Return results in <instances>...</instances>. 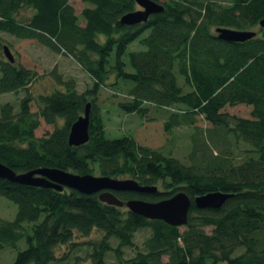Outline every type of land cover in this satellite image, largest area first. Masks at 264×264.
<instances>
[{"label": "trees", "instance_id": "16d2710c", "mask_svg": "<svg viewBox=\"0 0 264 264\" xmlns=\"http://www.w3.org/2000/svg\"><path fill=\"white\" fill-rule=\"evenodd\" d=\"M79 1L86 5L79 13L82 23L69 0H0V33L69 58L90 82L79 91L74 79L55 75V86L34 97V70L0 56V94L18 95L15 104H0V163L16 173L48 167L160 184L152 193L113 191L122 201H156L180 190L190 199L212 191L230 196L218 208L191 203L180 230L107 205L94 193L0 178V196L16 206L11 220L0 218V251H15L7 264H75L80 259L68 261V252L78 250L88 264H264V29L258 27L264 0H153L163 10L132 26L119 18L137 8L133 0ZM217 27L257 32L225 42L216 37ZM134 40L140 48L127 50ZM101 90L123 114L143 119L150 108L163 111L167 133L201 116L248 148L235 162L227 143L223 149L215 145L214 153L208 149V139L214 140L209 134L199 148L192 145L190 162L183 164L129 135L107 138L97 105ZM86 103L88 139L70 146L69 126ZM236 104L248 106L249 117L223 111ZM39 120L51 129L35 136ZM139 229L149 235L125 258L123 249H133ZM93 230L98 238L75 241Z\"/></svg>", "mask_w": 264, "mask_h": 264}, {"label": "rangeland", "instance_id": "374dc122", "mask_svg": "<svg viewBox=\"0 0 264 264\" xmlns=\"http://www.w3.org/2000/svg\"><path fill=\"white\" fill-rule=\"evenodd\" d=\"M69 4L72 6L74 13L78 16L79 21L80 11L86 6L79 0H69ZM21 14H27L23 11ZM82 23V22H81ZM251 30H257L252 28ZM257 32V31H256ZM0 56L3 57L1 46H8L14 60L17 64H21L35 72V79L29 84V89L33 96L40 93L48 92L55 86V75H59L62 79L72 78L75 81L77 90L81 91L85 87L89 86V80L85 74L78 70L75 63L60 54H57L49 50L44 45L30 39H14L11 36L0 33ZM140 48L137 44V40L132 41L127 50H135ZM18 95L12 93L0 94V104L4 102L16 103ZM112 99L107 96L104 90H101L98 94L97 105L102 104L103 119H104V134L107 138H116L123 135L131 136L138 144L148 146L154 149H160L164 154L177 158L183 164H189L190 162V150L193 149L192 145L195 144L197 148L201 146L202 138L209 134L213 136L214 140L211 142L208 139V149L214 153L216 151L215 145L219 146L227 143L226 147L231 157L235 162L240 161L245 154L243 149L248 146L238 143L235 145L234 140L229 135L223 137L221 131L215 130L208 122L202 119L201 116L194 118L193 124L182 125L172 128L167 133L163 131L162 122L165 117V113L161 110L150 108L143 119L132 115L123 114L115 104H109ZM104 106V107H103ZM106 109V110H105ZM30 110H36V104L34 101L30 104ZM106 112H105V111ZM223 111L228 115L235 117H249V107L243 104H236L233 106H225ZM148 120V121H146ZM51 129V125L45 124L42 120H39V125L34 131L35 136H41L45 132ZM219 149H223V145ZM95 175V174H94ZM126 178V177H116ZM157 189H160V184L156 183ZM16 212V206L11 201L7 200L3 196H0V218L11 220ZM179 229H183L182 226ZM206 232H209L210 227H204ZM99 232L93 230L89 235L85 237H77L75 241H84L88 239H96L99 237ZM149 235L148 229L136 230L133 236V249L124 248L125 258L132 255L134 249H141L140 245L142 241ZM112 245H115V241H112ZM62 249V248H60ZM58 248L55 254L60 253ZM83 251L78 250L76 252H68V261H71L74 257H78L80 260H76L75 264H88V260L83 259ZM15 256L14 250L3 248L0 251V264H7L13 260ZM165 256L162 257L164 261ZM109 263L113 262L112 254L109 252L107 256Z\"/></svg>", "mask_w": 264, "mask_h": 264}, {"label": "water", "instance_id": "95a60500", "mask_svg": "<svg viewBox=\"0 0 264 264\" xmlns=\"http://www.w3.org/2000/svg\"><path fill=\"white\" fill-rule=\"evenodd\" d=\"M137 8L124 13L119 18V23L127 26L145 22L147 18L163 10V6L153 0H133ZM258 27L264 29V18L258 20ZM216 37L225 42H242L254 37L253 30H235L217 27L214 29ZM3 57L10 63L14 58L6 45L1 47ZM90 104L86 103L81 115L69 126L67 143L70 146H78L88 139ZM0 178L12 183L28 186L47 187L56 191L63 188L73 189L82 194H96L99 201L112 206L125 207L131 213L146 219H157L171 226H182L187 222V214L190 204L200 208H218L223 201L230 196L229 193L212 191L196 195L192 199L180 190L170 196L156 200L145 201L131 198L119 200L113 191H125L135 193L155 192L156 186L139 184L132 178H116L106 175H94L90 173L78 174L58 168L39 167L26 172L16 173L4 164L0 163Z\"/></svg>", "mask_w": 264, "mask_h": 264}, {"label": "bare ground", "instance_id": "6f19581e", "mask_svg": "<svg viewBox=\"0 0 264 264\" xmlns=\"http://www.w3.org/2000/svg\"><path fill=\"white\" fill-rule=\"evenodd\" d=\"M14 58V57H13Z\"/></svg>", "mask_w": 264, "mask_h": 264}]
</instances>
